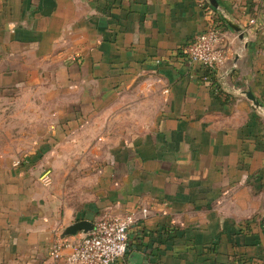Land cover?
<instances>
[{
    "label": "crops",
    "instance_id": "obj_1",
    "mask_svg": "<svg viewBox=\"0 0 264 264\" xmlns=\"http://www.w3.org/2000/svg\"><path fill=\"white\" fill-rule=\"evenodd\" d=\"M216 1L0 0V264L127 214L116 264H264V0Z\"/></svg>",
    "mask_w": 264,
    "mask_h": 264
},
{
    "label": "built area",
    "instance_id": "obj_2",
    "mask_svg": "<svg viewBox=\"0 0 264 264\" xmlns=\"http://www.w3.org/2000/svg\"><path fill=\"white\" fill-rule=\"evenodd\" d=\"M184 54L191 63L197 62L217 70L226 58L223 28L220 25L208 26L186 45ZM42 180L46 184L51 182L49 170ZM135 221L133 214L104 215L95 221L91 231L83 232L77 240L61 238L54 241L48 253L61 264H116L128 252L129 230Z\"/></svg>",
    "mask_w": 264,
    "mask_h": 264
},
{
    "label": "water",
    "instance_id": "obj_3",
    "mask_svg": "<svg viewBox=\"0 0 264 264\" xmlns=\"http://www.w3.org/2000/svg\"><path fill=\"white\" fill-rule=\"evenodd\" d=\"M209 1L213 4V6L218 7V3L216 0H209ZM228 21L231 27L235 29L236 31H239L241 29L239 26L235 25L230 20ZM243 93L253 101L256 109H259L262 107L261 103L257 100L255 95L251 91H243ZM263 224H264V218H263ZM93 228H94V222L87 220V219H82L68 226L62 234V238L68 235L77 234L78 232L86 233V232L91 231Z\"/></svg>",
    "mask_w": 264,
    "mask_h": 264
},
{
    "label": "trees",
    "instance_id": "obj_4",
    "mask_svg": "<svg viewBox=\"0 0 264 264\" xmlns=\"http://www.w3.org/2000/svg\"><path fill=\"white\" fill-rule=\"evenodd\" d=\"M203 68H204L203 77L205 79H208L211 83H216L217 82L216 70L212 69V68H209V67H206V66H203Z\"/></svg>",
    "mask_w": 264,
    "mask_h": 264
}]
</instances>
